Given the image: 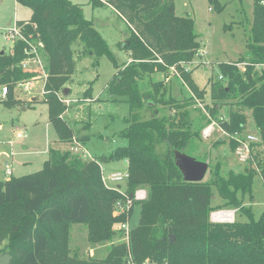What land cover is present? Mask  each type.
Wrapping results in <instances>:
<instances>
[{
    "label": "trees",
    "instance_id": "1",
    "mask_svg": "<svg viewBox=\"0 0 264 264\" xmlns=\"http://www.w3.org/2000/svg\"><path fill=\"white\" fill-rule=\"evenodd\" d=\"M15 2L28 7L31 16L15 22L22 26L25 40L14 41L10 53H0V86L7 87L5 104L14 100L19 82L39 72L37 66L24 69L19 63L27 57L24 49L40 42L43 48L38 54H44L47 70L42 100L48 105L49 122L59 141L77 140L62 117L65 105L56 96L74 72L73 44L79 46L80 55H93L95 61L100 56L111 59L116 72L105 88L126 101L131 110L160 103L163 110L159 113L154 108L155 114L148 119L128 118L119 133L127 144L98 159L49 148L38 171L0 180V243L8 255L0 264H128L129 259L143 264L147 258L153 264H264V210L254 220L243 201L244 194H251L255 175L264 184V155L255 152L250 165L238 172L222 174L216 163L211 176L200 182L184 181L174 161V150L198 148L201 129L210 122L202 115V122L194 128L190 117L195 100L205 94L186 69L200 45L193 18L176 15L174 0H90L92 6L110 5L128 26L129 35L121 48L130 52V61L119 65L79 4L71 0ZM208 2L215 11L223 8L219 0ZM249 33L246 56L219 63L221 78L210 84V116L219 121L218 111L232 100L228 118L219 121L232 152L239 145L234 133L244 130L247 111L260 137L258 143H251V152L253 145L264 148V0H252ZM240 62L245 63L243 70L237 66ZM170 70L187 88L189 97L184 101L165 99V83L152 78L158 72L168 77ZM160 144L166 146L163 155L156 152ZM118 159L127 162L125 193L147 189V197L133 200L124 214L114 213L122 196L106 186L99 162ZM214 192L221 199L216 205ZM136 205L139 218L128 232V244L118 241L124 233L116 225L129 221ZM228 208L240 209L248 221H210L212 211ZM73 224L86 226L89 244L110 242L103 258L71 253Z\"/></svg>",
    "mask_w": 264,
    "mask_h": 264
},
{
    "label": "rangeland",
    "instance_id": "2",
    "mask_svg": "<svg viewBox=\"0 0 264 264\" xmlns=\"http://www.w3.org/2000/svg\"><path fill=\"white\" fill-rule=\"evenodd\" d=\"M71 1L79 4L84 17L92 21L93 26L108 44L116 63L122 65L130 61V52L121 48L129 35L128 26L116 11L107 4L92 6L90 0ZM219 1L223 4V8L220 11H215L209 5L208 0H174L176 15L189 14L193 18L194 30L200 43L193 62L186 65V69L192 71V78L199 88L205 90V94L203 99H196L195 104L192 102L190 117L194 122V128L202 122L200 119L202 115L210 122L201 129L202 139L198 141V148L196 150L185 148L183 152L197 160L208 161V169L204 180L211 176L210 169L216 163L220 164L222 174L228 170L238 172L250 165L249 160L255 152L264 155L262 146L253 145L252 149L254 150L253 152L250 151L249 158H246V161L240 160L235 151H230L228 139L224 136V133L216 126L209 127L211 120H217L210 116L209 107L212 105L210 84L217 80V77H220L218 64L221 62H235L240 57L246 56L252 20V0ZM30 16L31 10L28 7L17 5L14 0H0V52L3 51L4 54H8L12 49L13 41L6 32L8 23L12 26L17 20H28ZM73 48H75V67L74 72L65 84L68 93L64 95L63 92H57L56 96L65 105L62 117L70 124L77 141L81 142L89 157L98 159L99 156L108 154L116 147L127 144L126 138L120 136L119 133L127 126L128 118L131 119L134 115L135 119H148L155 114L154 108H157L159 113L162 112L163 108L160 103L155 107L143 106L138 111L131 110L126 101L111 95L105 88L107 82L116 72L111 59L107 56H100L95 61L93 55H80L78 45L73 44ZM41 60L44 64V54L41 55ZM243 63L238 64L241 70L244 69ZM36 71L39 72L30 77L28 82L16 86L12 103L5 104V99L0 98V179L38 171L48 158V148L60 151L69 150L71 152L72 141L61 142L58 140L57 134L49 122L48 105L42 100L47 81V70L39 68ZM152 78L163 80L165 83V99L171 97L184 101L189 97L187 88L174 75L173 70L169 71L168 77L164 78L163 74L158 72ZM86 91L89 94H85ZM34 97H36L35 100H31ZM230 102L232 100H229L227 104L220 108L217 113L218 117L228 118L227 110L230 108ZM246 115L248 117L247 124L240 135L243 138L247 133L258 134L250 112L247 111ZM207 127L210 130H205ZM17 132H22L23 136L18 138ZM83 137L87 138L83 139ZM258 142L259 140L254 143ZM163 146L166 147L164 144ZM163 146L161 144L156 146V152L159 155L165 153ZM86 160L90 159L86 158ZM6 161L9 162L12 168V175L5 173L4 163ZM99 162L107 187L118 184L124 190L125 182L113 183L106 177L111 172L123 173L126 171V161L118 159ZM251 166L256 168L253 164ZM136 190L144 191L141 192L144 194L142 199L147 197L146 188L139 187ZM215 196L213 204L216 205L221 202V199L216 193ZM243 201L245 206L251 209L253 219L257 220L264 210V184L258 175L253 178L251 194H244ZM228 210H235L234 218L236 221L244 222L249 219L240 209L236 211V209L228 208ZM138 218L139 206L136 205L127 222L129 230L137 224ZM119 226L120 223L116 225V230L119 229ZM70 232L72 233L71 241L69 237L70 249L76 248L83 255V258H88V248L90 249V247L87 241L86 226L73 224ZM122 239L119 237L118 241ZM109 244L110 242H105L93 246L106 245L105 247H107ZM73 252L75 250L71 251V253ZM102 254L103 251H100L95 256L98 258ZM144 263L153 264L148 258Z\"/></svg>",
    "mask_w": 264,
    "mask_h": 264
},
{
    "label": "built area",
    "instance_id": "3",
    "mask_svg": "<svg viewBox=\"0 0 264 264\" xmlns=\"http://www.w3.org/2000/svg\"><path fill=\"white\" fill-rule=\"evenodd\" d=\"M21 29H22L21 25L18 26L16 23H14L12 26L11 25L8 26L6 32L9 36V38L13 42L17 41L18 39L25 40L24 36L21 34ZM30 45L31 46L28 49H24V52L27 55V57L25 59H23L22 61H20L19 65H21V67L24 69H27L29 67H31L30 69H32V67L36 68V66L39 68H43V62L41 60V56H40V54H38L39 49L43 48V44L40 42H37L34 45H32V44H30ZM238 64H237V66H238ZM244 64L245 63H243V66H244ZM220 78H221V76H220ZM25 82H28V80L23 81V82H19L16 86H19L20 84H23ZM6 94H7V87L2 86L0 89V98L5 99ZM224 120H225V118H223L222 116L219 117V121H224ZM219 121L218 120H211L209 127L216 126L222 133H224L222 127L219 124ZM205 130H210V129H208V127H207ZM22 134H23L22 132H17L16 135L18 138H21L23 136ZM240 135L241 134H239L237 132L234 133V137L239 141V145L236 147L235 153L238 154V158L240 160H245L246 158L248 159L250 156L251 143L258 141L259 137L257 138V136H259V135L254 134V133H247L244 138L241 137ZM71 152L81 156V158H83V159H86V158H88L90 160L93 159V158L88 156L86 150L81 145V142L77 141L76 139H74L72 141ZM247 155H248V157H247ZM4 170H5V173L7 175L12 174L11 166H10L9 162H7V161L4 163ZM102 178H103V175H102ZM106 178L109 179L113 183H118L120 181L125 182L126 179L128 178V172L127 171H124L123 173L111 172ZM103 181H104V178H103ZM109 188L115 189L122 196L121 199L115 203V210H114L115 214L127 213L129 208L132 205L133 200H139V199H142L144 197V194L141 193V192H144L142 190H136L132 194V196H130V195H127L125 193V191L122 190L120 185H118V184L114 185L113 187H109ZM234 215H235V210H228V209L216 210V211H212L210 213V221L222 222V223H231L235 220ZM127 222L121 223L119 228L122 231H124L122 238H123V241H125V243L128 244L129 227L127 225L128 224ZM127 263L128 264H135L134 262L131 261V259H129ZM143 264H145V263H143Z\"/></svg>",
    "mask_w": 264,
    "mask_h": 264
},
{
    "label": "water",
    "instance_id": "4",
    "mask_svg": "<svg viewBox=\"0 0 264 264\" xmlns=\"http://www.w3.org/2000/svg\"><path fill=\"white\" fill-rule=\"evenodd\" d=\"M0 53L2 54L3 51ZM62 92L66 95L68 93V88L65 87ZM174 161L179 168L184 181L200 182L204 180V176L208 169L207 160H197L183 151L174 150ZM130 196H132V194H130Z\"/></svg>",
    "mask_w": 264,
    "mask_h": 264
},
{
    "label": "crops",
    "instance_id": "5",
    "mask_svg": "<svg viewBox=\"0 0 264 264\" xmlns=\"http://www.w3.org/2000/svg\"><path fill=\"white\" fill-rule=\"evenodd\" d=\"M14 2H15V0H14ZM16 3V2H15ZM17 4V3H16ZM18 5V4H17ZM10 24L8 23V26H9ZM35 98L36 97H34V98H32L31 100H35ZM68 123V122H67ZM70 125V124H69ZM49 149V148H48ZM126 161V160H125ZM126 165H127V162H126ZM12 169V168H11ZM126 169H127V166H126ZM12 174H13V171H12ZM11 174V175H12ZM13 176V175H12ZM10 178V176H7V177H5L4 179H9ZM0 180H3V179H0ZM120 187L123 189V187L120 185ZM75 225V224H74ZM77 226V225H76ZM77 228L75 227V230H76ZM71 235H72V233L70 232V241L72 240L71 239ZM87 235V234H86ZM102 244V243H101ZM106 245H96V247L95 246H93V244H89V247H90V249L88 248V256H90V257H94L98 252H100V251H103V254H102V256L100 257V256H98V258L95 256V258H97V259H101V258H103V256L104 255H106V254H104L105 252H107V247H105ZM3 248V243H0V250ZM72 250H75V252H77L78 254H79V256L81 257V258H83V255H81L80 253H79V250H77L76 248H71ZM106 249V250H105ZM8 259V255L4 252V251H0V263L1 262H5L6 260Z\"/></svg>",
    "mask_w": 264,
    "mask_h": 264
}]
</instances>
